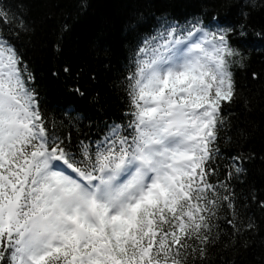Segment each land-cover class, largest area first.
I'll use <instances>...</instances> for the list:
<instances>
[{"label":"trees","instance_id":"trees-1","mask_svg":"<svg viewBox=\"0 0 264 264\" xmlns=\"http://www.w3.org/2000/svg\"><path fill=\"white\" fill-rule=\"evenodd\" d=\"M197 30L219 47L224 78L202 66L204 99L223 87L228 100L207 151L195 155L196 175L185 173L180 193L141 211L122 246L112 243L124 263L264 264V0H0V40L34 95L47 149L89 176L111 166L119 141L137 139L146 56ZM40 150L19 147L0 177L13 182ZM35 197L26 189L12 213L0 264H15ZM90 254L60 247L41 264H91Z\"/></svg>","mask_w":264,"mask_h":264},{"label":"rangeland","instance_id":"rangeland-1","mask_svg":"<svg viewBox=\"0 0 264 264\" xmlns=\"http://www.w3.org/2000/svg\"><path fill=\"white\" fill-rule=\"evenodd\" d=\"M192 40L196 42L197 36ZM191 42L179 43L171 50L170 59L154 62L143 77L142 98L147 110L141 121L142 147L136 150L138 154L133 160L140 165L144 163L145 172H138L128 164L123 173L129 167L134 171L125 174L124 178H116V185L111 184L109 179L101 182L96 198L89 199L66 177L51 171L56 169V162L51 164L50 155L44 154L31 164L30 169L34 170L31 176L35 181L31 186H36L33 189L40 196L39 208L35 216L28 217L24 222L26 232L22 237L24 241L20 254L14 259L16 264H39L59 246L79 248L83 243L90 245L101 260L102 256L95 246L103 247L110 254L109 241L104 234L106 229L110 228L111 233L118 236L128 223L133 222V210L149 206L159 198H166L172 191V179L176 182L184 169L192 168L187 159L188 141L178 132L194 133L200 119L197 118L195 122L196 116L189 105L176 106L174 113H170L169 106L176 105L172 97L175 91L163 93L166 88L176 90V86L185 81L188 74L199 78L197 70H192L197 68V64L191 62ZM207 45L211 46L210 43ZM213 64L218 65L216 61ZM18 81L15 63L0 49V165L12 149L41 136L36 128L34 113L30 110L32 103L19 100L21 93H25L20 90ZM186 88L189 90L185 94L190 98L198 97L201 91L200 84ZM207 108L210 122L216 108L215 105ZM26 181V175H19L11 184L0 180V236L15 209L12 202L18 189L28 186ZM19 198L17 196V201Z\"/></svg>","mask_w":264,"mask_h":264},{"label":"bare ground","instance_id":"bare-ground-1","mask_svg":"<svg viewBox=\"0 0 264 264\" xmlns=\"http://www.w3.org/2000/svg\"><path fill=\"white\" fill-rule=\"evenodd\" d=\"M121 174L120 172H118V175Z\"/></svg>","mask_w":264,"mask_h":264}]
</instances>
